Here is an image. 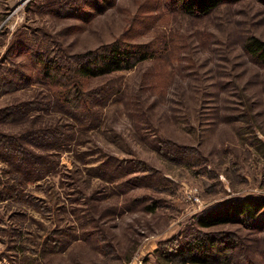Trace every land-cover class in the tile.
I'll use <instances>...</instances> for the list:
<instances>
[{
  "label": "rangeland",
  "instance_id": "1",
  "mask_svg": "<svg viewBox=\"0 0 264 264\" xmlns=\"http://www.w3.org/2000/svg\"><path fill=\"white\" fill-rule=\"evenodd\" d=\"M252 35L264 40V0L207 15L176 0H0V264H191L164 252L198 232L236 243L228 264H264V208L255 227L195 222L264 196ZM115 40L153 57L78 74Z\"/></svg>",
  "mask_w": 264,
  "mask_h": 264
},
{
  "label": "trees",
  "instance_id": "2",
  "mask_svg": "<svg viewBox=\"0 0 264 264\" xmlns=\"http://www.w3.org/2000/svg\"><path fill=\"white\" fill-rule=\"evenodd\" d=\"M182 12L189 15H207L215 10L224 0H176ZM232 2L238 0H231ZM244 49L257 62L264 64V40L249 36L244 42ZM149 43H131L115 40L111 43L89 49L85 59L77 62V72L83 77H95L119 70L130 69L139 61L153 57ZM48 65H46V69ZM10 109L2 112L8 115ZM264 208V196H246L243 200H227L221 205L205 210L196 216L199 227H210L228 222H241L248 227H255ZM264 214V213H263ZM236 243L228 236H215L209 232H198L189 239L179 240L169 245L164 252L167 259H174L191 264H228L230 254Z\"/></svg>",
  "mask_w": 264,
  "mask_h": 264
}]
</instances>
